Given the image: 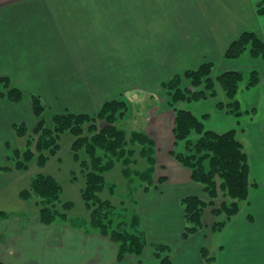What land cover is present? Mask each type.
<instances>
[{"label":"crops","instance_id":"1","mask_svg":"<svg viewBox=\"0 0 264 264\" xmlns=\"http://www.w3.org/2000/svg\"><path fill=\"white\" fill-rule=\"evenodd\" d=\"M260 1L0 0V77L8 78L10 87L21 90L24 97L15 103L0 96V219L8 218L10 197L5 198V192L11 185V171L15 170L5 158L4 144L9 142L19 148L13 142L17 137L12 131L13 123L25 122L28 129L36 124L30 94L42 98L44 117L64 112L94 114L108 100L150 87L151 82L145 81L153 77L161 82L203 62L212 63L215 73L244 69L259 73L256 85L236 93L240 108L245 110L242 114L250 112L249 119L243 122L238 119L241 115L235 118L215 106L205 110L209 125L205 127L227 129L233 120L232 128L248 157L250 180L248 196L239 211L253 206V191L259 194L258 206L264 207V60L249 55L224 57L228 45L244 31L264 38V16L256 12ZM170 112L166 119L153 117L150 121V133L163 150L172 145L174 120ZM214 117L226 123H216ZM159 153L170 163L169 185L165 188L164 184L160 194L149 192L155 196V204L139 205L141 228L147 236L142 255H126L117 262L116 243L91 229L88 215L68 213L66 220L43 224L34 205L22 215H13L18 226L5 229L0 225V263L161 264L150 249L154 244H166L171 248L172 264H204L200 247L205 233L201 237H182L179 203L182 195L201 196L203 188L191 179L187 168L173 163L164 152ZM3 165L8 166L6 171ZM171 211L176 212L174 232L157 220L169 219ZM227 235L229 245L224 249V258L228 262L221 264H264V225L257 232ZM240 245L245 248L237 253ZM239 256L243 261L237 263L234 257Z\"/></svg>","mask_w":264,"mask_h":264},{"label":"trees","instance_id":"2","mask_svg":"<svg viewBox=\"0 0 264 264\" xmlns=\"http://www.w3.org/2000/svg\"><path fill=\"white\" fill-rule=\"evenodd\" d=\"M256 12L264 16V0L256 4ZM245 52L251 58L264 60V38L255 32L244 31L228 45L224 57L235 59ZM212 67V63L203 62L196 68L174 74L162 83L168 103L174 112L172 129L174 146L181 141L184 142V150L182 152L173 150L171 155L190 171L191 179L202 186L210 199L207 202L197 195H186L181 198L180 204L186 223L182 233L184 238L201 229L202 208L209 204L214 207V200L218 198H221V202L211 212L215 217H224L217 223L218 229L224 226L226 221L239 211L240 203L246 200L250 186L247 156L235 130L216 132L207 129L204 121L208 115L197 117L190 110L176 106L179 102L216 97L218 85L228 101L226 103L220 101L217 106L228 107L235 115L241 114L235 95L242 83L243 72L227 70L213 75ZM182 78L189 81V87H181ZM258 81L259 73L256 70L249 71L246 87L254 86ZM0 96L17 103L23 98V92L10 87L8 78L0 77ZM29 97L32 113L37 122L31 130L25 122L12 124V131L17 137H25L26 145L22 150L13 148L11 143L6 142L5 158L13 164L15 170L28 169V164L34 157L37 165L44 167L50 156L57 155L60 149V135L65 131L70 132L75 137L70 150L75 161H79L80 171L84 177V186L80 192L89 211L90 228L108 236L116 243L117 262L126 254H141L146 237L140 229V216L137 213H132L128 219L122 216L114 227V218L117 217L115 206L110 200H104L98 195L105 186L104 173L113 168L115 161L121 160L124 164L125 167L122 169L124 176L128 177L131 174L128 165L132 162L131 156L135 150L126 149L125 131L115 125L117 117L123 116L125 102L122 99L108 100L94 114L70 112L54 114L51 126H47L44 120L46 106L42 98L36 94H30ZM98 122H103V125L99 127ZM84 127L87 128L86 135H83ZM193 134L196 137H192ZM33 143L35 150L32 149ZM131 144L139 145L141 156L148 160V170L140 173V178L150 183L154 164V140L144 133L133 132ZM81 151L85 152L88 159H80ZM1 168L7 169L8 166L3 165ZM71 177L72 179L76 177L75 171ZM61 193L62 186L54 176L37 173L31 177L28 187L19 191V197L24 200L33 199L40 222L50 224L66 220L68 211L73 207L70 200L60 201ZM215 227L216 225L213 228ZM168 248L167 245L157 244L156 255L159 256L160 252ZM200 255L205 264H212L213 257L208 256L205 247L200 249ZM161 262L170 264L167 257H163Z\"/></svg>","mask_w":264,"mask_h":264},{"label":"rangeland","instance_id":"3","mask_svg":"<svg viewBox=\"0 0 264 264\" xmlns=\"http://www.w3.org/2000/svg\"><path fill=\"white\" fill-rule=\"evenodd\" d=\"M241 57L243 58L248 57L247 52H245ZM184 71H182L181 73H183ZM249 71L250 70L248 69H244V71H242L243 80H242V83L239 85L238 91L246 86V83L249 78ZM155 74L157 75V69H155ZM216 74L217 73L213 72V75H216ZM164 81L160 82L158 78L153 77L149 81H145L149 83L151 82L150 87H146V88L144 87V88H140V89L133 90V91L130 90L126 92L124 95H122L121 97L117 98V99H122L125 102V111H123L122 117H119V116L117 117L115 121V125L117 128L125 131V135H126L125 138L127 141L126 149H133L135 150V153L131 156L132 162L128 165V167L131 169L130 176L126 177L123 175L122 169L125 166L122 163V161L121 160L115 161L113 168H111L109 171L104 173L105 186L103 190H101V192L98 194L102 199L110 200L115 206V211H116L115 213L117 217L114 218V222H113L114 227L119 222L122 216L123 218L128 219V217L132 213H137L141 219V212L139 211L140 209L139 205H146L147 207L148 203L155 204L154 203L155 196H151L152 194L150 195L149 192L154 191L156 192V195H157V194L162 193V188L164 184L167 185L165 186V188L168 187L169 176H168L167 169H168V165L170 166V163L166 159L161 158L162 154L159 153V151L164 152V155L166 156V158L172 159V161H174L173 163H176L178 166L185 168L171 155V152L173 150L178 151V152H182L184 150L183 141L179 142L176 145V147L174 146V136L172 133L174 121H173V125L170 131V140H171L170 143H172V145H170V148L168 150L167 149L163 150L162 146H160V149H159V147L156 145V142L152 134L150 133V130H151L150 121L153 117H158V119H160V117L164 116L166 119V114H168L167 112L171 111L170 115L173 114V120H174L173 108L169 105L167 93L162 87V83ZM189 86H190L189 81L182 78L181 87L184 88V87H189ZM216 91H217L216 97H214L213 99L207 98L208 100L211 99L210 101L198 100V101H191V102H182L181 104L179 102L177 103L176 106L178 108H183L182 106H184L185 109L190 110L197 117H200L201 115H204V114L207 115L208 112H205V110H207L208 108L210 109V107H215V106L217 109L221 111V113L225 112L227 114L229 113L231 115L232 114L235 115V113L230 108L228 107L221 108L217 106L218 102L221 101L223 103H226L228 100L226 99L224 92L218 85L216 86ZM235 98H236V95H235ZM240 109H241V114H237L235 118L241 115L238 119L245 122L244 120L249 119L247 116L248 114H250V112H247V113L245 112L244 114H242L245 110L244 108L243 109L240 108ZM252 114H256V112L255 113L252 112ZM52 116L48 117V115H45L44 120L46 121L47 126H51ZM216 119L217 118L214 117V120L216 123H219V122H222L224 124L226 123V121L220 118L218 120ZM242 121L241 123H239V125L242 124ZM230 123L232 127L235 126L233 120H231ZM204 124H207V122L204 121ZM97 125H99L100 127L101 125H103V122H98ZM208 126L209 125L207 124V127ZM232 127H229L227 129H222V130L215 128L214 131L225 132V131L233 129ZM86 129L87 128L84 127L83 135H86L88 133ZM133 132L144 133L150 136L154 140V149H153L154 164H153V171L150 174L151 175L150 183L146 181H142L140 178V173L148 170L149 163L145 156H141L140 154L141 147L137 144H131V135ZM192 137H196V135L193 134ZM237 138L240 140L238 136ZM74 139L75 137L70 132L65 131L64 133H62L59 139L60 149L57 155L50 156L44 167H39L36 163V157H34L29 162L28 169L11 171V177H12L11 185L8 188L7 192H5V198L10 197V199L7 200L9 204V207H7V211H8L7 217L8 218L0 219V225H2L5 229L7 228L9 229L10 227L14 228L18 226V224L13 219V215L14 214L22 215V211L26 210L27 208L29 209L33 208V206L35 205L33 202V199L24 200L23 202H19L21 200H19L20 198H19L18 193L21 189L28 187L31 177H33L37 173L50 174L58 180V182L62 186V193L60 196V201L63 202L66 200H70L73 203V207L68 211L69 214H73L77 216L88 215L89 217V211L85 207V204L81 197V192H80L81 188L84 186V177L82 176V173L80 171L81 168L79 165V161L78 162L75 161V159L73 158L72 152L70 150L71 143ZM13 142H14L15 147L22 148L23 150L26 145V138L16 137ZM32 149L35 150V143H33ZM158 153H159V158L156 157V154L158 155ZM80 159H88V156L85 154V152L83 151L80 152ZM105 159L106 158H104V161ZM247 160H248V157H247ZM4 171H6V169H4ZM74 171H75L76 177L72 179L71 175H72V172ZM251 184L253 185V183ZM252 193L253 194L255 193L254 198H253L255 199L254 200L255 202H253L254 203L253 206L246 207L245 209L242 210L241 213L240 211H238L239 213L237 212L228 221H226L224 226H222L219 229L217 227V223L219 221H222L224 217H221V216L215 217L212 215L211 211L215 206H218L220 204L221 198L214 200V207L209 206L210 205L209 204L202 208L203 224H202L201 229H199L197 232L193 234H190L186 238H189L193 236L194 234H197L198 236L201 237V235L205 233L204 234L205 239L203 240L204 244L202 247H205L207 249L209 257H213L212 264H221L224 261L225 263L228 262L224 258V255L227 254V252L224 251V249H226V244L229 245V243H227V239H228L227 234L229 232H236L237 234H239V231H248V232L256 231L257 232L259 231V228L264 225V207L258 206L259 202L257 201L260 198L259 194L256 193V191H253ZM184 196L186 195H182L179 198V203H180L181 198ZM197 196L207 202L210 200L208 195L205 192L202 193L201 196L200 195H197ZM150 200L152 201V203H150ZM20 203H23L22 209H20ZM241 208L242 207H240L239 210H241ZM166 209L168 210V208ZM170 214L172 215L169 216V219L165 218L163 219L164 221H162L157 218V220L158 222L166 223L165 224L166 227L170 231L174 232L175 230H177L176 212L172 213L171 211ZM182 216H183V224L181 227V234L183 233V229L186 226V223L184 220L183 208H182ZM171 218H172V221H170ZM215 225L216 227L213 228ZM140 229L142 230L141 225H140ZM213 229L216 231H214ZM142 231L145 234L146 244H147L146 232L144 230ZM212 237H215V238H212ZM211 240L213 244L211 245V248H210L208 244L210 243ZM146 244L144 246L142 253L145 251V248L147 246ZM156 245L155 244L152 245L150 249V251L152 252V256H154V258L158 259L160 262L163 257H167L168 260L170 261V264H172V258L169 255L171 248H168V250H165L164 252H160V255L157 256L156 249H155ZM167 246L169 247V245ZM202 247H200V249ZM237 248L239 249L237 253H239L245 247L240 245ZM142 253L139 255H134V254H126V255L140 256L142 255ZM226 258H227V255H226ZM234 259L237 263H240L243 261L241 260L243 259V257L241 256L234 257ZM203 263H204V260H203Z\"/></svg>","mask_w":264,"mask_h":264},{"label":"bare ground","instance_id":"4","mask_svg":"<svg viewBox=\"0 0 264 264\" xmlns=\"http://www.w3.org/2000/svg\"><path fill=\"white\" fill-rule=\"evenodd\" d=\"M226 102V101H225Z\"/></svg>","mask_w":264,"mask_h":264}]
</instances>
